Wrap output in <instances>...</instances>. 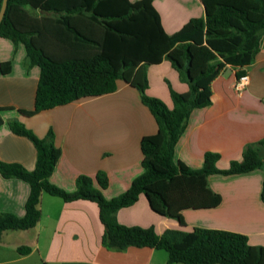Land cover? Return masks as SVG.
I'll return each instance as SVG.
<instances>
[{
    "label": "trees",
    "instance_id": "trees-1",
    "mask_svg": "<svg viewBox=\"0 0 264 264\" xmlns=\"http://www.w3.org/2000/svg\"><path fill=\"white\" fill-rule=\"evenodd\" d=\"M3 0H0V10ZM205 16L193 17L177 32L169 34L153 0H8L0 22V36L25 45L30 64L40 67L32 110L28 116L83 97L99 96L117 89L122 79L136 87L143 103L154 115L158 130L141 139L143 172L130 187L111 199L103 194L108 184L104 171L95 178L79 175L76 189L67 191L50 181L61 149L53 129L44 137L20 121L10 122L11 130L29 138L37 150L36 164L27 169L19 162L0 159L5 178H19L30 186L25 214L0 213V240L7 230H24L41 219L43 193L64 201L87 199L99 206L104 225L101 243L107 249L129 246L152 247L168 252V264H264V246L252 245L243 233L195 227L192 230L167 228L158 233L153 226H128L117 212L133 205L141 194L158 215L185 224V209L218 206L222 197L209 185L213 174L238 175L264 169V138L248 144L242 160L229 167L217 166L219 153L207 151L203 166L193 169L175 158V147L191 112L212 103L211 83L227 66L252 63L264 33V0H201ZM171 62L186 92L171 89L169 107L149 96L147 66ZM3 73L10 62L1 63ZM245 73H237L240 77ZM3 118L0 115V125ZM264 202V176L261 191ZM21 254L31 251L18 247Z\"/></svg>",
    "mask_w": 264,
    "mask_h": 264
},
{
    "label": "crops",
    "instance_id": "crops-1",
    "mask_svg": "<svg viewBox=\"0 0 264 264\" xmlns=\"http://www.w3.org/2000/svg\"><path fill=\"white\" fill-rule=\"evenodd\" d=\"M153 4L169 34L191 18L205 16L201 0H153ZM3 62H10L7 73L1 70ZM241 70L249 75V83L237 91L234 84ZM39 77L40 67L30 64L25 45L0 36V159L19 162L27 169L36 164L34 143L15 134L10 122L24 123L39 137L53 129L61 156L50 176L52 183L74 191L79 175L95 178L98 171H104L109 181L103 189L107 199L126 191L144 170L142 137L158 130L140 91L119 79L113 92L83 97L28 116L20 109L34 108ZM147 77L146 93L169 107L173 105L171 89L180 93L189 89L167 59L149 64ZM211 90L212 103L193 109L175 147V158L193 169L203 166L207 151L219 153L217 166L225 169L231 161L242 160L248 144L264 138V33L254 61L245 66L227 65L212 81ZM263 176V168L238 175H210L209 185L221 195V203L210 208L185 209L184 225L155 213L143 194L133 205L119 209L117 219L128 226H153L158 233L167 228L195 227L235 231L247 235L252 245L264 246ZM29 193L26 181L5 178L0 173V213L23 216ZM40 209L42 215L36 226L3 233L0 264H32L36 260L35 264H168L169 254L164 249L105 248L101 243L104 225L94 201L67 202L45 192ZM21 245L29 246L31 251L21 254Z\"/></svg>",
    "mask_w": 264,
    "mask_h": 264
},
{
    "label": "built area",
    "instance_id": "built-area-1",
    "mask_svg": "<svg viewBox=\"0 0 264 264\" xmlns=\"http://www.w3.org/2000/svg\"><path fill=\"white\" fill-rule=\"evenodd\" d=\"M248 83H249V75L247 73H244L243 75H241L236 79L234 88L237 91H242Z\"/></svg>",
    "mask_w": 264,
    "mask_h": 264
},
{
    "label": "water",
    "instance_id": "water-1",
    "mask_svg": "<svg viewBox=\"0 0 264 264\" xmlns=\"http://www.w3.org/2000/svg\"><path fill=\"white\" fill-rule=\"evenodd\" d=\"M7 1L8 0H3L2 2V6H1V10H0V22L3 19L5 12H6V8H7Z\"/></svg>",
    "mask_w": 264,
    "mask_h": 264
},
{
    "label": "rangeland",
    "instance_id": "rangeland-1",
    "mask_svg": "<svg viewBox=\"0 0 264 264\" xmlns=\"http://www.w3.org/2000/svg\"><path fill=\"white\" fill-rule=\"evenodd\" d=\"M169 85V84H168ZM165 252V251H164ZM35 262H37V260L36 261H34L32 264H35ZM19 264H25V263H23V262H20Z\"/></svg>",
    "mask_w": 264,
    "mask_h": 264
}]
</instances>
